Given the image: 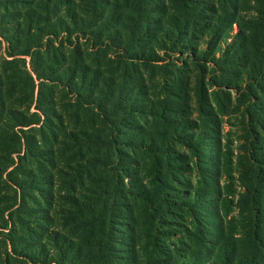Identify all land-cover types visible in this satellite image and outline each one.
<instances>
[{
  "label": "rangeland",
  "instance_id": "1",
  "mask_svg": "<svg viewBox=\"0 0 264 264\" xmlns=\"http://www.w3.org/2000/svg\"><path fill=\"white\" fill-rule=\"evenodd\" d=\"M80 1L73 0L75 8ZM148 1L158 8V41L159 27L179 28L170 30L166 48L154 38L143 44L155 45V60L119 57L129 61L121 62L113 47L90 46L76 34L67 47L61 42L69 33L60 30L49 53H57L62 67L77 61L78 75L86 64L88 91L93 68L114 81L111 85L118 91L106 106L113 112L114 102L119 114L125 107L129 111L126 124L119 125L116 145L121 154H108L107 129L90 112L95 110L80 108L62 85L55 86L52 98L55 113L63 119L62 124L54 120V135L53 124L37 109L38 88L34 97L26 89H8L10 110L0 111V264H214L225 243L236 245L228 256L231 264L264 255L254 237L264 216V0ZM0 3H6L0 4V13L18 40V52L35 37L50 40L44 33L59 18L70 25L69 6L60 1H50L51 9L45 8L48 0ZM34 11L47 21L30 25L27 15ZM189 17L196 22L186 28ZM6 46L4 41L0 46L1 80L15 67L26 65L33 71L30 56H9ZM47 55L43 48L41 60L54 63ZM13 57L16 62H6ZM126 79L136 86L121 95ZM108 89L105 85L104 91ZM132 105L135 114L129 110ZM143 106L147 112H138ZM36 114L41 121L20 132L33 138L20 147L12 132L19 130L21 116L33 120ZM163 130L165 142L148 147ZM87 132L101 135L93 150L98 160L87 156ZM194 136L201 138L196 149L185 140ZM13 168L23 185L18 193L7 176ZM193 191L199 193V212L182 204ZM73 196L78 207L71 204ZM84 205H90L87 213L93 209L96 219L77 218ZM105 218L111 224L106 240L114 260L96 261L87 255L91 245L85 228L95 223L103 230ZM198 251L203 254L183 259Z\"/></svg>",
  "mask_w": 264,
  "mask_h": 264
},
{
  "label": "trees",
  "instance_id": "2",
  "mask_svg": "<svg viewBox=\"0 0 264 264\" xmlns=\"http://www.w3.org/2000/svg\"><path fill=\"white\" fill-rule=\"evenodd\" d=\"M50 1L54 4L57 1L66 3L69 6L68 16L71 19L70 25L67 24L66 19L59 18V22L54 27H51V30L44 33L45 36H50L46 42H42V39L35 37L33 39V43L31 45H25L21 49L15 50L20 47L18 40L16 41V37H12L13 33H11V29L8 28V25L4 21L5 19L2 18V14L0 13V46H2V42L4 41L7 43L6 52L9 56H16V55H27L31 57L33 63V73L28 70V67L24 65V69H20L15 67L12 71H8L7 73V80L0 79V111H9L6 105L5 96L8 89L12 88H21L30 91L32 97H34L35 91L38 88L37 93V109L43 111L42 116L45 117L46 122H49L52 127V134L55 133V126L54 120H58L59 124L63 123V119L60 115L55 113V107H53L52 100L55 99L54 97V88L55 86L62 85L64 88H67L73 96H75V101L78 103L80 108H87L91 107L95 111H90L94 114L95 118L98 119L99 123L107 129L106 138L110 142L108 154H121L122 149L119 148L116 143L118 142L117 137L120 134L119 125L126 124V116L129 114L127 108L125 107L124 112L119 114L121 111H115L117 107L116 103L112 102L113 104V112L107 108L106 104L111 102L110 100L113 99L114 95L118 91L116 86L111 85L114 81L104 76L99 72L97 69L93 68L90 70L91 74L93 75L91 82L92 88L90 91L87 90V65L83 64L81 67L82 74L78 75V63L74 61V65H66L64 67L58 65L59 63L55 57L57 58V53L53 54V57H50L49 53L51 52V47L53 48V38H55L59 30L62 32H68L69 35L66 36L65 42H61L64 46H72L73 43V35L76 34L77 38L80 35L83 36L87 40V42L92 45L93 47H102L108 46L110 48H114V53L118 54V58H130V59H138L142 62L155 60L152 57L153 50L155 49V45H148L143 46L144 43H150V41L154 38L155 42L158 41L157 36H154L155 31L157 29L158 20L154 17V12L156 11L155 6H151L148 3V0H81L77 2L76 8L74 7L73 0H48V4L45 7L46 9H51ZM76 3V2H75ZM1 4V3H0ZM6 4V3H5ZM4 3L1 6H6ZM39 7V4H37ZM36 8V7H35ZM37 9V8H36ZM83 10L84 13L80 16L78 15V11ZM87 10V12H85ZM158 10V8H157ZM86 14V16H85ZM28 23L31 25L33 22L41 21L44 19L41 17V14L34 11L33 13H29L27 15ZM45 22L47 18L44 19ZM194 22V17H189L185 19V26L186 28L189 26V23ZM196 22V21H195ZM175 30H179L177 25H174ZM162 30V38L159 39L158 44L161 47L166 48V39L171 38L170 30H174L173 27L169 28L168 30L164 27H159ZM39 30H42V27H38ZM188 31V30H187ZM186 31V32H187ZM20 33V31H17ZM3 39V41L1 40ZM28 39V37L26 38ZM85 40V42H86ZM66 43V45H65ZM46 50L48 52L47 57L50 60L53 58L55 59L54 63L49 61L41 60L43 57L41 56V51ZM79 48V46H76ZM56 50V48H54ZM81 50V49H80ZM79 51V49H78ZM82 51V50H81ZM59 53V52H58ZM61 54V52H60ZM156 56V52L154 53V57ZM22 58V57H21ZM67 57L63 58L66 60ZM119 58V59H120ZM20 59V58H19ZM23 59V58H22ZM16 57L13 59H6L7 63L16 62ZM24 60V59H23ZM37 62L35 63V61ZM44 62V65H41V62ZM121 62L128 63L129 61L120 59ZM25 63V60H24ZM75 68V69H73ZM130 77V76H129ZM129 77H126L127 79ZM126 79V87L124 86L121 89V95L125 92V90H129L130 88L134 89L133 87L136 84L131 83V81H127ZM6 81V82H5ZM38 81V83H37ZM108 85L110 89L104 91V86ZM111 85V86H110ZM130 86V87H129ZM133 86V87H132ZM95 94L99 96L96 97ZM53 98V99H52ZM55 109V110H54ZM140 113L147 112L146 107L138 108ZM132 114H135V108L133 105L129 108ZM51 111V113H50ZM54 111V112H52ZM138 114V113H137ZM122 115V118H120ZM24 121H19L22 123L17 124L20 126L18 131L12 132V138H14V142L20 145H23L25 140H29L33 138L32 135H23L20 132L24 130V127L32 126L33 124H38L41 121V115L36 114V118L33 120H27L25 116H21ZM121 120V121H120ZM58 124V125H59ZM30 128V127H29ZM92 135L91 133L87 132V156H94L95 159L98 160L99 154H94V143H96V136L101 135ZM158 137V141L156 144L152 143V138L148 143V147L154 148L153 145L159 144V141L165 142L167 138V131L163 130L160 132ZM190 137L185 138L186 142L189 144L191 148H197L199 143L201 144L200 137ZM143 144V143H141ZM139 145V144H138ZM137 145V146H138ZM18 152V151H17ZM20 152V151H19ZM48 152V151H46ZM51 153V152H50ZM46 160H49L51 163L54 161V158L46 157ZM127 162V161H126ZM128 167H126L127 169ZM15 168L8 171L7 176L9 181L14 182L15 185V192L18 193L19 189L23 186L22 183L19 182L18 179H15ZM121 187L124 190V176H120ZM169 184V182H167ZM194 194L190 195L186 200L183 202L178 198L174 199L175 202H182L187 207H189L194 212H199L196 207V198L199 196L197 192L193 191ZM17 196V195H16ZM166 201V199H163ZM171 200L167 199L166 203H169ZM79 202V199L75 196L72 197L71 204L76 206ZM173 203V202H172ZM170 203V207L172 208ZM264 204V202H263ZM90 205H84V208L80 210L79 215L77 218H82L83 216H88V220H94L98 216L97 214L93 213V209L87 213V209ZM78 207V205H77ZM69 212H72L69 209ZM261 213L264 214L263 209H261ZM88 214V215H87ZM8 220L6 219V224L8 225ZM103 230H98L97 224H92V227L87 226L88 239L87 245H91L89 248V252L87 255H91L94 259L101 260L100 258L107 257V259H113L114 256L108 254V241L106 240L110 235V227L111 224L107 225L106 218L103 221ZM255 239L258 241L259 249L264 250V216L263 220L259 222V226L255 231ZM83 242V241H82ZM255 243V241H254ZM84 244V243H83ZM85 245V244H84ZM236 246V245H235ZM231 246L230 244L225 243L224 249L221 251L218 257V261L214 262V264H231L232 260H229V255L235 252L236 247ZM80 249H83L80 245ZM81 251V250H80ZM261 251H259L260 253ZM187 255L183 256V259L192 260L194 257H199L203 254V251H198V253H186ZM88 260V259H87ZM88 262V261H87ZM247 264H264V255L261 253L259 255L254 254V258L251 260L245 261Z\"/></svg>",
  "mask_w": 264,
  "mask_h": 264
}]
</instances>
